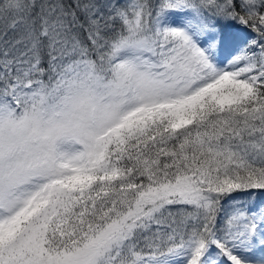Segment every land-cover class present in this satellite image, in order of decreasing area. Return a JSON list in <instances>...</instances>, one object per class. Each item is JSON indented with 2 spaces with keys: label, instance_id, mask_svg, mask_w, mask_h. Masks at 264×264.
I'll use <instances>...</instances> for the list:
<instances>
[{
  "label": "snow or ice",
  "instance_id": "1",
  "mask_svg": "<svg viewBox=\"0 0 264 264\" xmlns=\"http://www.w3.org/2000/svg\"><path fill=\"white\" fill-rule=\"evenodd\" d=\"M0 264H264V0H0Z\"/></svg>",
  "mask_w": 264,
  "mask_h": 264
}]
</instances>
